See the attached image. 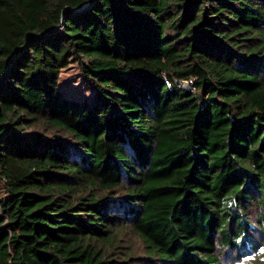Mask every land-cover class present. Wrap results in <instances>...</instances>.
Masks as SVG:
<instances>
[{"label":"trees","instance_id":"1","mask_svg":"<svg viewBox=\"0 0 264 264\" xmlns=\"http://www.w3.org/2000/svg\"><path fill=\"white\" fill-rule=\"evenodd\" d=\"M251 208L264 0H0V264H221Z\"/></svg>","mask_w":264,"mask_h":264},{"label":"rangeland","instance_id":"2","mask_svg":"<svg viewBox=\"0 0 264 264\" xmlns=\"http://www.w3.org/2000/svg\"><path fill=\"white\" fill-rule=\"evenodd\" d=\"M59 89L63 93L72 99L86 101H92V93L90 90H87L84 79L79 71V67L71 63L69 66L62 70L59 78ZM264 218V211H258L255 208H251L247 214L250 219V227L248 232L250 236L252 235L255 238V241L258 242L260 248L256 251L249 252V254L244 255L239 259H231V256L228 253H223L220 258L221 264H264V230L259 231L258 225L256 222V217L260 216ZM117 242L121 247L131 249L133 255H141L142 243L140 239L134 235L129 227L118 230L117 233Z\"/></svg>","mask_w":264,"mask_h":264},{"label":"built area","instance_id":"3","mask_svg":"<svg viewBox=\"0 0 264 264\" xmlns=\"http://www.w3.org/2000/svg\"><path fill=\"white\" fill-rule=\"evenodd\" d=\"M184 85H187V83H186V82H184Z\"/></svg>","mask_w":264,"mask_h":264}]
</instances>
